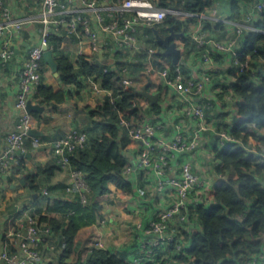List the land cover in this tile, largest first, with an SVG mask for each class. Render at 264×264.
Segmentation results:
<instances>
[{"label":"trees","instance_id":"1","mask_svg":"<svg viewBox=\"0 0 264 264\" xmlns=\"http://www.w3.org/2000/svg\"><path fill=\"white\" fill-rule=\"evenodd\" d=\"M255 1L258 0H231L232 14L229 18L242 22L239 5ZM213 2L214 0H160L162 6L177 5L180 11L188 15L183 20L169 13L163 22L148 25L147 31L154 46L160 48L157 55L159 56V51L163 48L157 34L167 35L171 26L177 33V38L183 40L185 53L194 50L201 54L209 50L208 46L198 49L188 31L197 22L198 14L204 12ZM216 27H224L223 22L218 21L215 26L205 22L201 31L212 35ZM246 31L240 59L243 60L249 55L250 68L239 72L234 82L221 83L218 95L223 100V111L217 112L220 113V117L217 118L220 124L213 119L217 128L227 129L237 139L225 147H220L218 143L213 147L217 160L215 170L221 176L233 172L236 177H222L220 183L208 193L207 199L212 200L209 205L202 203L190 207L187 211V221H177L172 226L173 231L179 235L183 234L189 244L178 252L174 243H167L170 256L163 258L162 254H158L157 260L160 264H242L264 248V153L261 152L259 145L260 142H264V137L259 135V130L264 128V9L261 18L251 22ZM72 40L75 41L76 38L71 37L67 40L57 34H50L47 37V44L58 62V77L61 83L63 85L79 83L80 76L88 79L95 75L100 79L102 87L112 91L111 94H106L95 108H90L89 114L94 127L83 129L89 135L88 142L84 148L70 156L71 166L86 174L89 186L86 200L82 202L78 194L71 195L68 200H59L57 210L61 217L41 215L38 218L31 214L37 218L41 227L50 228V234L46 237L47 243H53L55 249L60 250L56 258L43 264H131L125 258L105 249L93 248L83 255L84 249L87 248L86 241H78L76 237L81 228L96 221L102 202L110 196L109 183L115 185V192L119 195L133 191L132 183L123 174L125 166L129 163V158L124 152L129 137L128 134L121 133L119 113L124 112L127 117L131 115L138 117L141 112L145 115L158 114L162 111L159 104L160 96L155 102L148 100V108L134 106V100L144 96L141 90L132 85L124 86L122 83V77L126 72H130V69L123 68L119 59L115 60L113 68L104 63L91 62L83 56L76 60V67L75 62L59 49L62 42ZM211 53L216 62L224 58L223 54L218 52ZM165 59L170 65L171 72H174L175 65L171 58ZM41 65L43 70L46 65L44 60ZM187 66L186 62L181 65L185 79L191 76L188 75ZM159 67L164 66L159 63ZM212 73L214 72H210V77ZM117 80L120 81V85H114ZM161 89L162 84L150 82L147 85V90L152 93H159ZM227 95L233 99L228 103L232 108L227 107L225 100ZM66 96L64 89L54 90L43 81L37 87L33 100L40 104L56 106L64 102ZM208 111L210 109H206V114ZM32 115L41 117L36 112ZM206 117L210 119L207 115ZM26 180L30 182L28 176ZM31 187L39 188L36 184ZM20 229L22 228L17 227L14 232ZM45 245L46 243H43L42 246ZM141 264L155 263L147 261Z\"/></svg>","mask_w":264,"mask_h":264},{"label":"built area","instance_id":"2","mask_svg":"<svg viewBox=\"0 0 264 264\" xmlns=\"http://www.w3.org/2000/svg\"><path fill=\"white\" fill-rule=\"evenodd\" d=\"M0 8L2 9L0 65L7 64L12 58L15 53V42L26 23H37L40 26V41L31 46V51L18 74V89L14 102L16 120L14 127L7 133L6 146L0 152V169L8 167L17 153L25 151L26 141L31 136L34 118L25 107L28 100L33 102L37 87L44 81L41 62L43 45H48V35L57 34L67 40L75 37L77 41L87 44L95 51L102 47L103 33H108L114 41L115 49H134L140 47L136 35L140 24L152 25L163 22L169 13L180 19L188 15L179 9L174 10L172 6H162L160 0H110L108 5H101L99 0H41L40 8L35 14L21 19L13 18L12 9L5 0H0ZM263 9L264 0L249 4L241 3L240 14L243 21L236 23L235 35L225 40L211 41L212 51L227 56L230 64L236 67L232 82L239 72L250 68L249 55L243 60L240 59L242 42L251 22L261 18ZM84 10H87L88 14H94V20ZM208 16L206 10L198 14L201 19ZM193 39L198 49L208 44L206 32H195ZM148 52L153 55L155 49L148 48ZM190 52V55L197 53L194 50ZM80 55L87 59L82 50ZM199 57L204 64L202 77L190 76L185 79L181 68L185 61L182 59L174 64V72H171L167 62L161 69L162 89L159 93H155L158 96L165 93L170 96L176 95L185 101L181 107L183 116L174 124L172 134H163V126L155 124L145 113L141 112L138 117L133 115L127 117L124 112L119 113L120 129L125 130L130 141L135 142L137 146L136 154L129 159L123 174L129 179L131 174L139 172L152 194L148 200L155 206L151 219L146 222L138 221L135 226L140 234L137 235L139 246L148 256L144 262L153 261L155 264H160L157 260L158 249L166 246L167 243H174L178 252L187 247L189 241L183 234L179 235L178 232L173 231L172 226L177 221H187V211L190 207L202 203L209 205L212 202L207 199L209 192L202 186V180L194 172L190 160V157L202 146L204 134L211 130L217 132L220 147L237 141L227 129L217 128L214 122L206 117V109H210L213 105L210 98H206L203 102L193 101L194 96L202 95L206 83L211 81L210 72L218 67L211 49L203 51ZM87 81L96 93L107 90L101 86L100 79L95 75H91ZM122 83L124 86L132 85L128 72L122 78ZM228 97L232 98L230 95ZM133 105L143 109L147 107L140 98L134 100ZM32 138L36 143H41L39 137L32 136ZM88 139L89 135L86 131L73 128L52 144L56 163L69 171L70 181L66 185V191L71 195L78 194L82 202L86 200V192L89 190L86 174L71 166L70 156L73 152L84 148ZM47 193V189L43 190V194ZM192 193L193 197H191ZM27 219V235H23L22 229L14 232L13 235L19 240L18 249L8 251L1 247L0 262L43 264L46 261L41 246L43 243L47 244L46 237L51 230L47 226L41 227L37 218L31 214H28ZM93 248L107 250L100 239L93 241L88 250ZM242 264H264V248Z\"/></svg>","mask_w":264,"mask_h":264},{"label":"crops","instance_id":"3","mask_svg":"<svg viewBox=\"0 0 264 264\" xmlns=\"http://www.w3.org/2000/svg\"><path fill=\"white\" fill-rule=\"evenodd\" d=\"M99 1L101 5L110 3V0ZM5 2L11 7L14 19L28 18L31 14H35L41 5V0H5ZM239 6L241 8V4ZM213 9L215 10L212 15ZM1 12L0 8V20L2 19ZM84 12L94 20V14H88L87 10ZM206 14L209 16L203 19L198 17L197 22L188 31V35L193 38L195 32L201 31L205 22L215 26L216 22L222 20L224 27H216L212 35L206 33L207 46L212 52L211 41L225 40L235 35V26L238 21L229 18L232 14L231 0H214L213 4L206 9ZM182 19L184 20L185 17L183 16ZM147 30H149L147 24L143 23L138 26L136 35L140 43L139 48L115 49L114 41L110 35L103 33L102 47L95 51L87 44L77 40L64 41L59 45V49L62 54L75 62L76 67V60L81 56V50L86 54L87 60L104 63L110 67H114L115 60L119 59L123 68L130 69L128 75L131 77L132 86L142 90L143 86L150 82L162 84L163 78L160 74L162 67H159V63L164 66V63L167 62L165 59L167 57L157 55L160 48L154 46ZM20 33V37L15 42V53L12 58L7 64L0 65V152L6 146L7 133L14 127L16 120L14 102L18 89V74L31 51V46L40 41V26L37 23H26ZM176 40L182 51L181 59L188 64V75L202 77L204 64L200 60V53L191 55L190 51L185 53L183 40L180 38ZM148 48H154L155 55H150L147 52ZM230 63L227 56L219 61L218 67L212 71L214 73H212L211 81L206 83L202 95L193 97L194 102H203L206 98L212 100L214 109L210 108L206 114L212 121L220 117L217 110L223 111V100L218 95V90H220L218 88L221 83H231L236 71V67ZM43 78L44 82L51 85L54 90L64 89L67 96L64 102L56 106L40 104L33 100V103L43 106V111L36 112L41 117L33 116V128L37 129L39 133L31 134L26 141L25 151L17 153L8 167L0 169V248L3 247L8 251H16L19 246L18 238L13 235L15 228H22L23 235H27L25 231L28 214H34L38 218L41 215L61 217V213L57 210V204L59 200H68L71 196L64 188L69 183L70 176L67 169L56 163L52 144L58 137L64 136L73 128L90 129L94 127L89 110L95 108L97 103L112 91L107 89L96 93L83 76H80L79 83L63 85L47 63L43 67ZM114 85H120V81L117 80ZM231 99L228 95L226 96L227 107L230 106L228 103L231 102ZM140 100L147 104L148 108L150 100L145 96ZM184 102L176 95L160 94L159 104L162 111L158 114L148 113L147 118L155 124L162 125L163 134L170 135L174 130V124L183 116L181 107ZM230 107L232 108V106ZM228 119L229 117H227ZM97 131L99 132V127H97ZM121 133L127 135L125 130H121ZM216 133L214 130L205 133L202 146L190 157L194 172L200 176L202 186L208 192L220 183L222 177H236L233 172H227L225 176H221L215 170L217 160L213 156L212 149L219 140ZM259 135L264 137V128L259 130ZM32 136L39 137L41 143H36ZM263 143L260 142L259 145L261 152L264 153ZM136 147L135 142L129 139L124 148L129 159L135 156ZM27 176L30 182L26 180ZM22 177H24L25 184L20 182ZM129 181L133 185V191L126 195L116 193L115 185L109 183L110 196L102 202L96 221L79 230L76 240H85L87 246L83 255H86L93 241L100 239L106 245L107 250L129 262H144L148 258L139 246L137 235L140 234L136 231L135 226L138 221H149L153 216L155 206L148 200L152 194L148 191L146 182L139 172L131 174ZM33 184L38 185L39 188H32ZM45 189L48 191L46 195L43 194ZM193 196L192 193L191 197ZM208 200L211 201V199ZM42 250L46 261H50L60 254V250H56L54 244L50 242L43 246ZM159 254H162L163 258L170 256L168 246L161 248ZM0 264L5 263L0 262Z\"/></svg>","mask_w":264,"mask_h":264},{"label":"water","instance_id":"4","mask_svg":"<svg viewBox=\"0 0 264 264\" xmlns=\"http://www.w3.org/2000/svg\"><path fill=\"white\" fill-rule=\"evenodd\" d=\"M172 7L174 10L179 9L177 5H173ZM157 38H158V41L163 44V50L159 51V55L163 57H170L171 62L173 64H177L182 57V51H181V48L178 47V42L176 40L177 33L174 31L173 27L171 26L170 32L165 36H161L157 34ZM43 60L52 68V70L58 76L59 75L58 62L54 56L53 50L48 45H43ZM141 94L147 97L151 102L157 101L159 97L157 93H152L147 90V84L143 86L141 90ZM25 108L29 113L43 111L42 105L38 103H33L31 100L27 101ZM30 133L32 135H36L39 132L37 129L32 128ZM20 182L22 184H25L24 177L21 178ZM25 233L27 234V231H25Z\"/></svg>","mask_w":264,"mask_h":264},{"label":"rangeland","instance_id":"5","mask_svg":"<svg viewBox=\"0 0 264 264\" xmlns=\"http://www.w3.org/2000/svg\"><path fill=\"white\" fill-rule=\"evenodd\" d=\"M217 111H219V110H217ZM215 121L219 123V120H216V118H215ZM214 124L216 125V123H214ZM219 124H220V123H219ZM216 126H217V125H216ZM220 126H221V125H220Z\"/></svg>","mask_w":264,"mask_h":264}]
</instances>
